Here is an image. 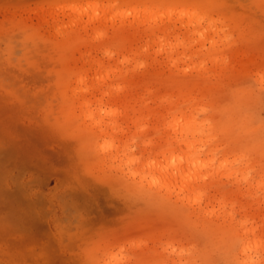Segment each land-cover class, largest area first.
Listing matches in <instances>:
<instances>
[{
  "label": "rangeland",
  "instance_id": "rangeland-1",
  "mask_svg": "<svg viewBox=\"0 0 264 264\" xmlns=\"http://www.w3.org/2000/svg\"><path fill=\"white\" fill-rule=\"evenodd\" d=\"M0 264H264V0H0Z\"/></svg>",
  "mask_w": 264,
  "mask_h": 264
},
{
  "label": "bare ground",
  "instance_id": "bare-ground-1",
  "mask_svg": "<svg viewBox=\"0 0 264 264\" xmlns=\"http://www.w3.org/2000/svg\"><path fill=\"white\" fill-rule=\"evenodd\" d=\"M179 134L181 135V137H180V139L177 140V142L181 143V142L185 141V139H184L185 135H186V137H189V136L198 137L202 134V131H201L198 124L192 123L188 127H184V128L182 127L181 130H179ZM197 152H203V149L200 148ZM194 154H195V151H192L190 156L185 158L184 161H179V162L175 161V163H172V164H169L166 166H163L162 163L161 164L155 163L154 165H151V167H149V168H151V171H153L152 170V168H153L154 171L156 170V172L158 171L159 173H163L164 176L166 177V179L170 182H173V183H174V181H175V183L180 182L182 184V187H183V188H181V186H180L181 190L189 191L190 193H196V190L199 187L198 186L199 182L203 181V179H201V177L198 176V173L200 170L208 168L211 161L202 162L199 160H194L193 157H191ZM156 172H154V173H156ZM157 178L158 177H156V179H155L156 181L158 180ZM152 181H153V179H152ZM152 181H151V183H152ZM175 183L171 184V185H176ZM167 186H169V185H167ZM167 186H166V189H167ZM158 187H161V186H158ZM162 187L165 188V186H163V185H162ZM199 196L200 197H198L197 199L201 198L202 194H200ZM249 248H250V244H247L246 246H244L243 254L247 253L249 251ZM251 261L252 260H250V262H247V263H251Z\"/></svg>",
  "mask_w": 264,
  "mask_h": 264
}]
</instances>
